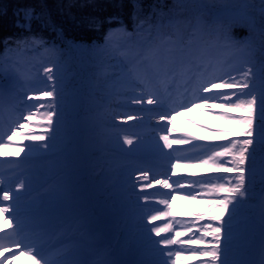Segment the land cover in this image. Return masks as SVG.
Instances as JSON below:
<instances>
[{
	"label": "snow or ice",
	"instance_id": "obj_1",
	"mask_svg": "<svg viewBox=\"0 0 264 264\" xmlns=\"http://www.w3.org/2000/svg\"><path fill=\"white\" fill-rule=\"evenodd\" d=\"M117 7L123 8L124 5L119 4ZM130 7L131 31L119 16L109 17L107 23L109 25L115 23L117 26L110 27L105 33L103 45L97 49H90L92 53L115 61L105 65L102 73L107 95L117 103L140 105L139 111H147L157 117V128L154 131L158 132V141L154 148L160 155L170 158L173 152L179 153L175 157L177 164L171 165L170 168L173 173L179 167V160L186 159L208 165L210 169L221 173L235 174L231 178L221 175L194 179L185 184L183 178L170 183L172 177L169 175L165 174L163 178H158L160 174L154 173L150 178L151 169H136L139 174L135 176V180L148 181L146 184L140 183L141 193H144L145 189L152 188L153 183L170 190L166 193L154 194L166 197L157 201L158 204L165 206L163 210L153 209L144 213L147 224L152 225L146 229V233L153 259L146 264H179L185 252H189L192 256L209 258L200 261V264H246L245 261L230 258L229 252L230 249L239 247L242 224L238 219V213L250 198L251 177L247 162L251 158L249 148L254 142L253 124L257 111L261 139L264 141V0H259L258 15L254 3L225 5V9H231L227 12L223 10L212 12L205 6L195 22L183 17L177 11L184 7L178 3V0L172 6H167L163 0H158V3L150 6V11L147 13L138 0H130ZM42 15L36 13L34 8H24L18 13V23L27 25V31L30 32L32 21L40 20ZM44 23L46 27H52L56 31L50 20H45ZM102 23L96 18L89 19L90 27L99 29ZM234 26L247 27L250 32H259L258 45L250 38H245L244 41L235 40L231 35ZM60 34L57 31V35ZM21 45L25 48L31 47L32 50L43 48L45 51H56L54 47L49 48L46 42L37 36L23 38L17 42V49H20ZM215 50H225L231 54L213 55ZM257 52H259L258 60ZM18 65V60L13 63V67L19 73ZM3 71L4 64L0 63V72ZM59 71L60 69L55 65L45 66L44 77L39 82L32 81L23 73H20L18 78H13L10 87L13 95L16 89L23 93L19 105L26 109V113L11 121L14 126L6 130L10 134L0 131V148L16 146L26 155L34 153L42 155L50 149L46 141L55 139L54 133L57 129L54 124L58 121L54 120V117L61 114L57 99H62L66 87L63 78L57 75ZM3 96L4 86L0 84V101ZM145 105L153 107L146 108ZM192 108L203 109L210 114L216 108L243 112L244 115L241 116H230L228 111L215 114L218 118L238 125L239 134L246 138L227 140L224 143H194V138L189 136H173L171 127L173 115H182ZM41 109L44 111L41 112ZM126 115L129 120L134 118L130 114ZM38 116L46 121L44 127L47 131L42 134L24 133L23 129ZM135 118L140 119V117ZM14 138H18L21 143L13 145L11 142ZM24 140L32 143L25 145L22 143ZM159 141L163 143L160 144ZM123 144L133 145V139L125 134ZM173 145H190V148L181 152L179 149H174ZM164 149L171 151L165 153ZM16 155L18 156L19 153ZM132 175L133 173L130 172L129 176ZM11 179L12 177H8L9 181ZM213 180L218 182L213 183ZM261 183L264 184V168L261 170ZM186 187L190 189L186 193V198L195 199L200 196V198L215 199L217 202L208 207L214 209L216 214L208 217L209 222L203 224L202 228L196 229L200 233L198 237L193 235L188 239H180L186 233L192 232L204 216H197L187 225L181 224L183 230H176L172 222L163 225H156L154 222L171 216V199L179 194V190ZM30 190L31 180L24 173L17 177L14 187L10 183L6 184L4 175L0 173V205L4 202H12L0 206V215L10 213L4 223L13 227L11 236L18 238L14 241L15 246L17 248L23 246L26 250L25 254L34 260V264H88L87 261L79 258V251L70 236H65L49 245L43 226L30 221L21 211V202ZM150 198L148 194L141 195L139 199L144 201V205L138 207L143 209ZM261 207L264 216V189L261 191ZM173 232L174 235H161ZM151 234L159 239H153ZM208 237L211 239H206ZM194 244L205 246L199 249L183 247ZM173 245L181 247L173 248L171 247ZM0 247L4 246L0 244ZM4 251L11 249L4 248ZM15 255L16 253L12 252L8 259H14ZM0 264H5V261L0 260ZM95 264H115V262L103 260ZM140 264L145 262L142 261Z\"/></svg>",
	"mask_w": 264,
	"mask_h": 264
},
{
	"label": "rangeland",
	"instance_id": "obj_2",
	"mask_svg": "<svg viewBox=\"0 0 264 264\" xmlns=\"http://www.w3.org/2000/svg\"><path fill=\"white\" fill-rule=\"evenodd\" d=\"M173 1L176 2V0ZM178 3L184 7L177 11L186 18L188 15L197 18L205 6L212 12L220 10L227 12L231 9H225V5L254 3L257 7V15L259 9V0H211V3L209 0H178ZM232 30H241L238 31V34H245L244 36L240 35V38L231 34L235 40L244 41L245 38H250L258 45L259 32H250L247 27L241 26H234ZM101 45L103 44L85 45L67 42L65 47H61L58 44L49 43L47 46L54 47L55 52L45 51L43 48L32 50L31 47L25 48L21 45L20 49L9 50L0 57V63L4 64V71L0 72V77H2L0 84L4 86V96L0 101L2 104L0 107L2 116L9 126H14L11 121L22 113H26V109L19 105L23 93L16 89L15 95H13V90L10 87L13 78H18L19 74L23 73L32 81L39 82L44 77L43 68L55 65L60 69L57 75L62 77L66 84L62 99H57L61 114L54 117V120L58 121L54 124L57 129L54 133L55 139L46 141L50 145L49 153L39 158L30 157V160L24 164L25 166L33 165L29 169L41 179L38 182L39 185L45 184L46 187L42 190L43 193L38 192L30 197H25L21 202V211L32 222L33 220L38 221L43 226L45 233H49L59 222L70 220L75 215H79L80 211L88 209L90 212L83 214L82 218L77 221L76 230L86 233L87 230H90V233L98 230L100 235L103 234L106 237L104 246L108 245V248L105 249L106 261H112L115 264H140L143 261L146 264L153 259L146 233V229L152 225L147 224L144 213L153 209L163 210L165 206L158 204L157 201L166 197L154 194L166 193L168 189L153 183L152 188L145 189L144 193H141L140 183L146 184L148 181L137 182L135 176L139 174L136 169H141L144 166L139 160L125 164L126 159L131 157L124 149L136 147V142L133 140V145L123 144V136L125 134L130 137L132 135L140 136L139 131H146L150 127L145 120L149 118L151 119L150 124H156L157 117L147 111H139L140 105L117 103L114 99L109 98L102 73L105 65L115 63V61L90 52V49H97ZM230 54L225 50L213 52V55L220 56ZM256 57L258 60L259 52L256 53ZM17 60L19 61V73L13 67V63ZM25 91H30V89H25ZM26 103L28 102L26 101ZM144 107L152 108L153 106L145 105ZM14 108L15 110H13ZM42 111L44 110L41 109ZM221 111H228L230 116L244 115L243 112L227 109L216 108L210 114L203 109L192 108L183 112L182 120L177 124H172L173 136L185 133L198 143H224L227 140L245 139L246 137L239 134L238 125L229 120L218 118L215 113ZM126 114H130L134 118L129 120ZM177 115L179 114L173 115L172 120ZM135 117H140V119ZM44 125H46V121L38 116L28 124V127L23 129V132L42 134L47 131ZM198 126L202 127V131L220 137L200 134L197 132ZM14 139L21 142L18 138ZM252 139L254 142L249 148L251 158L247 162L251 177L250 198L238 213V219L242 224L239 247L230 249L229 255L230 258L245 261L246 264H262L264 261V216H262L261 191L264 189V184L261 183V170L264 168V141L261 139L258 111L253 124ZM22 143L27 145L32 142L24 140ZM189 154L191 155V153ZM1 156L3 155H0V163L7 160L6 158L3 160ZM158 156L156 155L157 161L148 159L152 164L147 169L153 171L149 172L150 178L160 164L158 158L161 159V157ZM190 162V165L193 164V167L200 173V177L191 180L221 175L231 178L235 175L210 169L208 165H201L194 160ZM122 164L124 165L122 166ZM181 167L182 165H179L178 170H181ZM130 172L133 173L131 177L129 176ZM18 176L19 174L15 171L9 175L12 177V182H15ZM217 182L213 180V183ZM46 183L48 184L46 185ZM133 185L135 186L133 187ZM197 190H199L198 186ZM47 194L52 196L48 201L45 199V195L48 198ZM143 194H148L151 198L147 205L141 209L138 205H144V201L139 197ZM180 194H176L174 199L167 197L171 199L172 203L171 216L154 223L163 225L166 222H172L175 226V222L179 221L181 223L177 225L181 226V224L187 225L197 216L203 215L204 219L195 225L193 231L185 238L180 239H188L193 235L198 237L200 233L196 229L202 228L203 224L209 222L208 217L216 214V211L210 209L208 205L217 201L200 198V196L196 197L197 201H192L186 198L185 194ZM41 195L42 197H40ZM202 195H207V193H202ZM77 202L81 204L79 208H76ZM9 203L12 202H4L0 206H6ZM65 210L67 212H64ZM48 211L51 214L47 213ZM92 212H94L93 215ZM40 213L41 216H38L37 214ZM9 216L10 213L0 215V222L5 221ZM4 228L6 232L13 231V227L8 224H5ZM11 229L12 231H10ZM151 235L153 239H159L154 234ZM161 235H174V232ZM206 239L210 240L211 238ZM146 243L148 244L146 245ZM2 245L4 247H0V260H4L5 264H14L12 260L17 262V258H22L24 264H34V260L25 254L26 250L23 248H19L14 259H8L11 256V251H4V248H13L12 250H14V246L9 243H2ZM177 246L171 247L176 248ZM204 246V244H194L184 247L199 249ZM98 250L92 249L86 252L85 256H88V259L95 258L98 255ZM189 256L191 254L185 252L181 256L179 264L184 262L183 258H189ZM81 257L83 258V252L79 258L81 259Z\"/></svg>",
	"mask_w": 264,
	"mask_h": 264
},
{
	"label": "trees",
	"instance_id": "obj_3",
	"mask_svg": "<svg viewBox=\"0 0 264 264\" xmlns=\"http://www.w3.org/2000/svg\"><path fill=\"white\" fill-rule=\"evenodd\" d=\"M138 2L147 13L150 11V6L158 3V0H138ZM163 3L172 6L174 1L163 0ZM119 4H123L124 7H117ZM28 7L34 8L38 14H43L40 20L32 21L30 32L27 31V25L18 23V13ZM131 11L130 0H0V57L11 49H17V42L31 36L42 38L47 45L55 43L61 47H65L67 42L85 45L103 44L108 29L117 26L115 23L109 25L108 18L119 16L131 31ZM90 18L103 22L99 29L89 26ZM187 18L192 19L193 22L196 19L190 15ZM45 20H50L56 31L52 27H46ZM57 31L61 34L57 35ZM235 31L231 30V34L238 38L240 35H245L238 34L241 30Z\"/></svg>",
	"mask_w": 264,
	"mask_h": 264
},
{
	"label": "bare ground",
	"instance_id": "obj_4",
	"mask_svg": "<svg viewBox=\"0 0 264 264\" xmlns=\"http://www.w3.org/2000/svg\"><path fill=\"white\" fill-rule=\"evenodd\" d=\"M28 103H31V102H28ZM37 103H39V101ZM0 105L2 106V104H0ZM183 116H184V113L182 115L179 114V115L175 116L174 119L172 120V124H177L180 120H182L181 117H183ZM145 121L149 123L148 126H150V129H148L146 131L147 133L142 134L140 136L132 135L131 138L133 140H135L136 147L126 148V149H124V151L127 152L128 154L133 155V156H138V157H141V158H144V159L145 158L151 159L156 154H160L159 151L155 150V148H154V145L158 141V132L154 131L155 127L157 128V124H150L151 119H149V118H147ZM9 127H10L9 124H8V122H6V119L3 118L2 111L0 109V131L6 132V130ZM201 129H202V127L198 126L197 132H199L200 134L209 135V136H212V137H215V136L216 137H220L219 135H213V134H210L209 132L202 131ZM6 134H10V133L6 132ZM185 135L189 136V135L184 134V133L180 134V136H185ZM137 137H139V139H137ZM5 138H6V135H5ZM193 142L197 143L194 140H193ZM11 143L13 145L19 144V142L16 141L15 139H13V141ZM159 143L162 144L163 142L159 141ZM173 147L177 148V149L190 148V145H173ZM168 151H169L168 149H164L165 153H167ZM5 153L7 155H4ZM16 153H19V155L17 156ZM47 153H49V151L44 152L42 155H38V154H35V153L26 155L25 152H20L19 147H16V146L0 148V155H3V156H1V157H3V160L5 158L6 159H10V160H14L17 163V165H19V166L22 164V162L26 158H29V157L39 158L40 156H43V155H45ZM182 168L183 169H181V170H178V168H177L174 173L172 172L173 177L175 176L174 179L178 180V175L179 176H185V177H191V176L195 177L196 174L198 173L194 169L191 170L192 168L188 167L187 165H182ZM21 173H24L25 175H27L30 178V180H31V190H30V193L28 195L34 194V192L38 189L37 188V180H38L37 177L35 175L31 174L30 171H28V170H23ZM4 174L7 175L8 172H6V170H5ZM8 183L11 184V181L6 180V184H8ZM63 223L66 224L64 229L61 232L57 233V234L58 235H63V238H64L65 236L69 235L68 233L71 230L72 225L71 224H67V222H63ZM4 225H5L4 221L0 222V238H2V239H0V244H2V243L15 244L14 241L17 238H14V237L11 236V233L13 232L12 229L10 230L12 232H6L5 231L6 229L4 228ZM53 235H54V231H51L49 234H47V236H49V237L46 236V239H47L49 245L53 244V242H54L55 238H54ZM71 238H73V236H71ZM74 242H75V240H74ZM10 249H11V254H12V252H18V249H16V246H14V250H12L13 248H10ZM193 258L194 257L188 258L189 262L186 263V264H191L192 261H193L192 260ZM12 261L14 262V264H24V261H23L22 258H17V262L15 260H12Z\"/></svg>",
	"mask_w": 264,
	"mask_h": 264
}]
</instances>
